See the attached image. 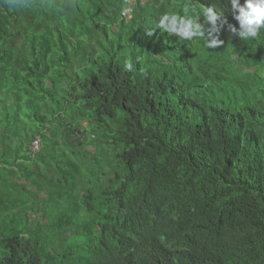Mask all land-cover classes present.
<instances>
[{
    "label": "trees",
    "instance_id": "obj_1",
    "mask_svg": "<svg viewBox=\"0 0 264 264\" xmlns=\"http://www.w3.org/2000/svg\"><path fill=\"white\" fill-rule=\"evenodd\" d=\"M187 2H217L239 27L229 0ZM167 11L0 0V264H264V31L200 56L159 27ZM234 45L253 72H234Z\"/></svg>",
    "mask_w": 264,
    "mask_h": 264
},
{
    "label": "clouds",
    "instance_id": "obj_2",
    "mask_svg": "<svg viewBox=\"0 0 264 264\" xmlns=\"http://www.w3.org/2000/svg\"><path fill=\"white\" fill-rule=\"evenodd\" d=\"M10 6L19 3V0H7ZM234 19L239 27L228 22L222 7L214 2L211 7L200 9L199 15H193L197 5L189 4L182 13L176 10L167 11L159 16V27L170 34L177 35L182 41L194 42L199 39L205 48H216L224 43L220 33L227 25V29L239 38L247 41L256 40L264 31V0H229ZM204 20L201 22L200 17ZM148 35H151V26ZM133 59L128 57L124 61V68L133 71Z\"/></svg>",
    "mask_w": 264,
    "mask_h": 264
},
{
    "label": "rangeland",
    "instance_id": "obj_3",
    "mask_svg": "<svg viewBox=\"0 0 264 264\" xmlns=\"http://www.w3.org/2000/svg\"><path fill=\"white\" fill-rule=\"evenodd\" d=\"M123 1H131V0H121ZM150 3L155 5V6H164L168 8V11L170 10H176L177 12H182L183 8L187 5H189L190 3L187 2V0H150ZM193 15H199V14H195L194 12L192 13ZM201 22L202 18L200 17ZM227 34V36H226ZM230 35V37H229ZM229 37V38H227ZM220 38L224 41V42H228L227 40L229 39L231 42H235L236 39L230 34V31H228L227 27H225L224 29H222L221 33H220ZM239 44H243V40H239L237 41ZM193 48L194 51L197 52L198 55L202 56L203 54L206 53V49L203 46V43L197 39L194 42H189ZM224 44V43H223ZM222 44V45H223ZM235 49L239 48L237 46L234 45L231 46L230 48V52H231V65L233 66V70L236 74L238 75H243V74H247L249 72H253V70L251 68H248L246 66H242L241 60L245 57L242 56V54L239 51H236ZM84 126L87 127L88 123L84 122ZM93 136L96 135V133L92 134ZM40 136V135H39ZM60 141L63 144L62 146L64 147L65 150L69 151L71 156H75V150L74 148L69 147L68 145L64 144V139L62 137V135H59ZM32 150V149H31ZM81 154L80 158L77 160L82 166L83 169L86 173H90L91 169L95 168V169H99V164L101 163V161L98 158H93V156L91 154L96 153V149L92 148V147H88L87 149H82L80 148V152ZM94 159V161H93ZM88 160L90 162H88ZM36 163L38 164L37 166L34 165L35 167L33 169H36L37 171L40 172H46V168L43 166L42 163H39V161H36ZM106 173L110 174V170L107 169ZM92 175V174H91ZM109 177V175L107 176ZM21 180L19 178H17L15 180L16 183H19ZM30 183V182H28ZM29 190H32L36 195H37V200L43 201L46 200L48 198V191H47V187L43 184H38V185H34V184H29L28 187ZM36 202V201H35ZM35 202L30 203V207L29 210L27 212V215L29 217V219L31 220V222L33 223V227H36L38 225H40V227L44 230V231H48L49 226H50V220H49V215L46 212V210L40 211L38 209H35V207H38V205H35Z\"/></svg>",
    "mask_w": 264,
    "mask_h": 264
},
{
    "label": "built area",
    "instance_id": "obj_4",
    "mask_svg": "<svg viewBox=\"0 0 264 264\" xmlns=\"http://www.w3.org/2000/svg\"><path fill=\"white\" fill-rule=\"evenodd\" d=\"M145 2V0H141ZM133 17V7H129L126 10L123 11V18L126 20H130ZM42 147V138L38 137L33 140L31 144V149L34 152H37L41 149Z\"/></svg>",
    "mask_w": 264,
    "mask_h": 264
}]
</instances>
